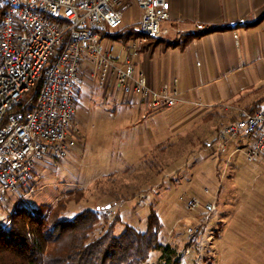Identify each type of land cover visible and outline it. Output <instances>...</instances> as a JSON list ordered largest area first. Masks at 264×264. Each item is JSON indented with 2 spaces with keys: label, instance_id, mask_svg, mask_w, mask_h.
Returning a JSON list of instances; mask_svg holds the SVG:
<instances>
[{
  "label": "built area",
  "instance_id": "obj_1",
  "mask_svg": "<svg viewBox=\"0 0 264 264\" xmlns=\"http://www.w3.org/2000/svg\"><path fill=\"white\" fill-rule=\"evenodd\" d=\"M136 2L140 9V18L132 25L136 37L124 42L127 54L120 57L112 35L123 26L131 0H4L5 10L0 13V204L28 184L39 163L62 161L76 145L81 118L77 92L85 69L99 87L112 86L125 95L143 97L154 110L177 103V78L172 85L154 88L135 62L144 45L167 32L163 23L170 18V1ZM243 138L249 139L242 148L247 160L261 161L264 110H242L218 130L210 145L224 150L232 139ZM186 199L192 211L201 205L195 197ZM204 207L211 212L215 205ZM103 213L112 214L109 209ZM203 224L190 227L189 235L199 234Z\"/></svg>",
  "mask_w": 264,
  "mask_h": 264
},
{
  "label": "rangeland",
  "instance_id": "obj_2",
  "mask_svg": "<svg viewBox=\"0 0 264 264\" xmlns=\"http://www.w3.org/2000/svg\"><path fill=\"white\" fill-rule=\"evenodd\" d=\"M139 18V6L136 0H131L120 29L132 28ZM114 43L117 55L127 54L124 41ZM91 80L97 87L98 83ZM80 84L76 102L81 118L76 145L62 161L39 163L28 184L9 194L0 204V224L7 227L12 212L20 206H57L65 199L63 215L71 218L86 207L97 208L115 201L109 208L112 214L102 215L103 222L116 219V234H121L126 226L145 231L154 211L162 225L161 240L177 247L180 264H264L263 187H253L235 177L230 168L214 200L216 210L206 227L191 237L188 229L198 226L193 220L197 210H190L186 204L190 194L186 179L189 169H180L194 153L189 145L190 136L171 140L173 143L163 142L165 149L160 151L162 147L152 144L148 124L141 121L139 106L125 103L121 93L114 97L101 87ZM261 108L264 109V101ZM206 153V149L198 155L194 153L192 161ZM231 160H238L252 179L264 172V163L249 161L244 153ZM249 170L253 175L250 176ZM99 232L100 226L96 234ZM160 254L153 251L148 263H157Z\"/></svg>",
  "mask_w": 264,
  "mask_h": 264
},
{
  "label": "crops",
  "instance_id": "obj_3",
  "mask_svg": "<svg viewBox=\"0 0 264 264\" xmlns=\"http://www.w3.org/2000/svg\"><path fill=\"white\" fill-rule=\"evenodd\" d=\"M169 1L170 18L163 23L167 32L161 39L144 45L135 62L154 88L160 89L165 83L172 85L177 78V103L156 111L143 97L124 96L112 86L97 87L114 97L121 93L125 103L139 106L141 121L148 124L154 146L188 135L194 153L198 155L203 149L208 151L194 162L195 154L191 153L180 167L189 169L186 175L190 188L188 197L201 202L193 220L198 225L203 222L204 229L217 208L214 200L222 188L221 180L230 168L235 177L253 187L264 188V172L252 179L251 170L249 177L238 160H231L235 155L243 154L242 148L248 138L232 139L224 150L219 151L210 145L220 127L239 116L242 110L249 111L258 104V109L264 110L261 108L264 101V0ZM254 22L256 24L251 25ZM217 26L228 28L190 38L195 32ZM80 82L97 88L88 69L82 72ZM79 86L78 94L82 88L81 84ZM257 101L261 102L257 104ZM191 163L194 164L190 167ZM261 163H264V157ZM205 188L209 189L208 193ZM254 197L262 201L258 195ZM206 204H214L215 208L208 212L204 207Z\"/></svg>",
  "mask_w": 264,
  "mask_h": 264
},
{
  "label": "trees",
  "instance_id": "obj_4",
  "mask_svg": "<svg viewBox=\"0 0 264 264\" xmlns=\"http://www.w3.org/2000/svg\"><path fill=\"white\" fill-rule=\"evenodd\" d=\"M4 10V0H0V13ZM227 28L209 27L191 34L190 38ZM135 37L132 28L120 29L112 35L115 40L124 42ZM258 105L249 111H258ZM114 203L86 207L71 218L63 215L65 199L57 206L17 207L10 216L9 225L0 224V264H180L177 247L161 240L162 225L154 211L145 231L126 226L121 234H116V219L107 224L103 222V211ZM98 226L100 232L96 234ZM153 251H160V258L157 263H148Z\"/></svg>",
  "mask_w": 264,
  "mask_h": 264
},
{
  "label": "water",
  "instance_id": "obj_5",
  "mask_svg": "<svg viewBox=\"0 0 264 264\" xmlns=\"http://www.w3.org/2000/svg\"><path fill=\"white\" fill-rule=\"evenodd\" d=\"M108 207H110V206H108Z\"/></svg>",
  "mask_w": 264,
  "mask_h": 264
}]
</instances>
